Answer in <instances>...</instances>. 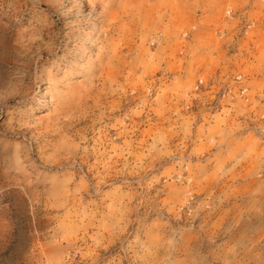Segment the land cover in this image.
<instances>
[{"label":"rangeland","instance_id":"374dc122","mask_svg":"<svg viewBox=\"0 0 264 264\" xmlns=\"http://www.w3.org/2000/svg\"><path fill=\"white\" fill-rule=\"evenodd\" d=\"M0 264H264V0H0Z\"/></svg>","mask_w":264,"mask_h":264},{"label":"bare ground","instance_id":"6f19581e","mask_svg":"<svg viewBox=\"0 0 264 264\" xmlns=\"http://www.w3.org/2000/svg\"><path fill=\"white\" fill-rule=\"evenodd\" d=\"M116 19H117V15H116V17H115L114 14H113L112 17H111V20H112V21H115ZM113 25H114V24H112L111 27H112ZM115 25H116V23H115ZM111 27H110V28H111ZM112 28H113V27H112ZM112 28H111V29H112Z\"/></svg>","mask_w":264,"mask_h":264}]
</instances>
